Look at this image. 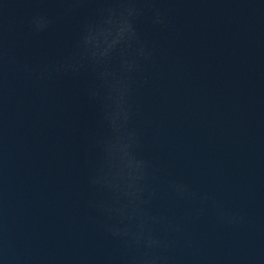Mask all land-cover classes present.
<instances>
[{
    "label": "water",
    "instance_id": "95a60500",
    "mask_svg": "<svg viewBox=\"0 0 264 264\" xmlns=\"http://www.w3.org/2000/svg\"><path fill=\"white\" fill-rule=\"evenodd\" d=\"M0 264H264V0H0Z\"/></svg>",
    "mask_w": 264,
    "mask_h": 264
},
{
    "label": "clouds",
    "instance_id": "9594fccd",
    "mask_svg": "<svg viewBox=\"0 0 264 264\" xmlns=\"http://www.w3.org/2000/svg\"><path fill=\"white\" fill-rule=\"evenodd\" d=\"M133 14L131 7L119 15L110 13L107 27L89 30L84 36V43L92 49L93 55L106 56L118 43L127 41L133 35V29L128 19Z\"/></svg>",
    "mask_w": 264,
    "mask_h": 264
}]
</instances>
